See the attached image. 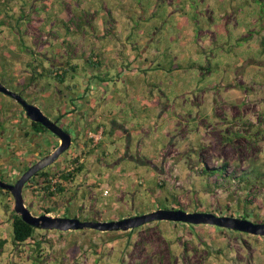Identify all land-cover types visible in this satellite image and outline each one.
<instances>
[{
	"label": "rangeland",
	"instance_id": "374dc122",
	"mask_svg": "<svg viewBox=\"0 0 264 264\" xmlns=\"http://www.w3.org/2000/svg\"><path fill=\"white\" fill-rule=\"evenodd\" d=\"M7 1L13 17L0 7V82L49 119L80 112L63 117L72 141L46 171L74 157L83 169L52 195L36 175L22 191L32 214L47 207L51 216L109 221L161 202L264 223V0ZM60 20L77 66L60 64L62 83L34 74L26 48L54 50L64 41ZM28 122L0 93L3 139ZM85 135V147L75 145ZM55 142L51 132L42 140ZM24 149L14 166L32 157ZM222 163L223 177L202 172ZM251 167L262 181L229 179ZM13 213V198L1 194L0 264H264V236L169 220L127 231L35 228V238L13 244Z\"/></svg>",
	"mask_w": 264,
	"mask_h": 264
},
{
	"label": "water",
	"instance_id": "95a60500",
	"mask_svg": "<svg viewBox=\"0 0 264 264\" xmlns=\"http://www.w3.org/2000/svg\"><path fill=\"white\" fill-rule=\"evenodd\" d=\"M0 93L13 98L22 106L26 116L31 121L40 123L60 139V143L53 151L32 164L21 174L14 184H8L0 180V187L9 190L13 197L14 212L28 225L40 229H55L59 231L79 230L83 228H91L98 231H127L156 220H169L193 225H214L253 235L264 236V223H255L247 218L215 215L211 212H187L182 209L157 208L147 213L109 221L81 220L78 217L51 216L47 213L40 215L32 214L23 201V186L36 172L52 164L59 155L69 147L71 144V135L58 126L55 121L50 120L37 105L28 102L23 96L10 90L1 82Z\"/></svg>",
	"mask_w": 264,
	"mask_h": 264
},
{
	"label": "trees",
	"instance_id": "16d2710c",
	"mask_svg": "<svg viewBox=\"0 0 264 264\" xmlns=\"http://www.w3.org/2000/svg\"><path fill=\"white\" fill-rule=\"evenodd\" d=\"M24 3L26 4V1H24ZM0 7H2L5 10V14L8 17H13V14L10 12L9 3L7 0H0ZM31 17H32V15H31V13H29L28 18H31ZM19 18H21V16H19ZM16 21H17L18 30H20L19 29L20 23L18 22V19H16ZM60 24L62 25V28H63V35H64L63 39H64V41H62L59 44L52 45V47L55 48L52 51L45 49L44 52H46V55H41L42 53L40 52V49L42 48V46L41 47L36 46L34 51L30 50V47H26V46L20 47L21 49L26 47L27 53H29V54L31 53L32 57H31V60L29 61V66L32 68L34 74H36L37 76H40V77L51 76L58 83H62L65 80L66 76H64V74H65L64 67L68 66L72 70V72H74L75 67H77L76 65H73V63H72L73 58L71 56V49H70L71 43L69 42V37H72L73 35H70L71 30H69V27L67 25H65L64 20H60ZM51 27H55V23ZM18 32H20V31H18ZM78 34L79 33H76L75 35H78ZM63 44H64L63 49H65L64 54L67 55L69 60H70L69 57L72 58V60H70V61L68 60V62H66L65 64H64V61H62L63 54H60V52H62L61 47L63 46ZM48 47L50 48V46H48ZM69 53H70V55H69ZM49 56H51V57H49ZM79 56H82V55L80 54ZM51 59H53V60L51 61ZM94 60L97 62L99 61L98 59H94ZM44 63H46V64L52 63V65L50 66V64L49 65L47 64V66H45ZM60 64L63 65L64 67L60 66ZM35 78H37V77L32 76L31 80H33ZM65 114H67V111L63 112L59 116V118L63 117ZM98 128L99 127H96V130H98ZM109 135H112V133L110 134V132H109ZM95 146H97V143L95 144ZM90 149L92 150L93 147H91ZM225 166H226V163H222L220 166L210 168V169H208L207 167L204 166L202 172L205 174H209V175L213 174V175L223 177ZM82 169H83L82 160H80V158H78V157H74L69 161V165L66 167V169L61 170L58 173H56V172L55 173H49V172L40 171L39 176L46 182V185H44L43 188L48 190V193L50 195H52L53 193L58 194V193L63 192L65 190V185L67 183H71L72 180L76 177V175L82 171ZM54 176L57 179L55 182L52 183V177H54ZM235 178L238 179L239 181H243L247 185L250 184L251 182H255V181L258 182V181L263 180V178H261V176H260V169L258 167H251L250 170H245V171L240 172L239 174H234L229 179L233 180ZM157 205L160 208H164V209L166 208V207H164V205L161 202H158ZM44 212L48 213L49 209L46 207L44 209ZM240 216L241 217H239V218H246V216H248V215L246 212H244L243 215H240ZM10 220H11V226H12V242H13V244L26 243V242H29V240L31 238H35V232H36L35 227L25 223L18 214L13 213ZM84 220H88V219L84 218ZM3 243H4V241L0 240V249L3 245ZM34 244L38 245V243H34ZM39 254L37 253V256H39Z\"/></svg>",
	"mask_w": 264,
	"mask_h": 264
},
{
	"label": "flooded vegetation",
	"instance_id": "af4514ba",
	"mask_svg": "<svg viewBox=\"0 0 264 264\" xmlns=\"http://www.w3.org/2000/svg\"><path fill=\"white\" fill-rule=\"evenodd\" d=\"M6 96H8V95H6ZM73 112L80 113L79 111H76L75 107H72L71 109H69L67 111V114H71ZM62 113L58 112V114H56L55 118L50 119V120L55 121L58 126H60L63 130L68 132V130L64 129V127L61 125V124H63V121H64L63 117L65 115H67V114H65L63 117L59 118V116ZM27 119L29 122L26 126H24L21 129L16 128L14 130V132H12V135L7 136L5 139H3V137H2L4 135L5 131H0V180L5 182V183H8V184H14L23 172H25L32 164H34L37 160L42 158L44 155L53 151V149L60 143V139L55 134L52 133L56 139V142L54 145L50 146L49 148H46L43 145L42 140L45 137V134L47 132H50V131L46 127L42 126L40 123L33 122L28 117H27ZM90 119H92L91 116H90ZM80 130H81V128L79 126H76V131L78 132ZM86 134L87 135L89 134L88 135L89 137H91L93 135L92 131H88V132H86ZM88 136L85 135L82 138V141H79V140L77 141L78 138H75V141H76L75 145H80L84 148L86 143H87L86 141H87ZM3 140L5 141V143H2ZM8 140H9V142H8ZM71 141H72V137H71ZM93 145H95V143H93ZM23 146H25L26 148ZM19 147L23 148V149L25 148L24 150H26L27 154L31 155L32 157H30V160H28L27 162L24 161L23 164H19L17 162V166L16 165L14 166L13 160L18 159L17 150H19ZM69 147H70V145H69ZM50 165H48V166L44 167L43 169L39 170L38 172H36L24 184L23 189H25L27 187V185L34 179V177H36V175H39L40 171L47 172L46 170L48 169V167ZM15 170H17L18 173H15ZM23 189H22V191H23ZM1 194H5L6 196L12 197L10 191L5 189V188H2V187H0V195Z\"/></svg>",
	"mask_w": 264,
	"mask_h": 264
},
{
	"label": "built area",
	"instance_id": "2783aa9c",
	"mask_svg": "<svg viewBox=\"0 0 264 264\" xmlns=\"http://www.w3.org/2000/svg\"><path fill=\"white\" fill-rule=\"evenodd\" d=\"M105 193H107V190H104Z\"/></svg>",
	"mask_w": 264,
	"mask_h": 264
},
{
	"label": "crops",
	"instance_id": "0c3cea01",
	"mask_svg": "<svg viewBox=\"0 0 264 264\" xmlns=\"http://www.w3.org/2000/svg\"><path fill=\"white\" fill-rule=\"evenodd\" d=\"M166 1H169V0H166ZM171 1H173V0H171Z\"/></svg>",
	"mask_w": 264,
	"mask_h": 264
}]
</instances>
